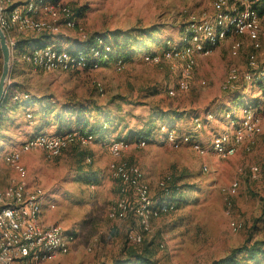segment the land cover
<instances>
[{
    "label": "rangeland",
    "instance_id": "1",
    "mask_svg": "<svg viewBox=\"0 0 264 264\" xmlns=\"http://www.w3.org/2000/svg\"><path fill=\"white\" fill-rule=\"evenodd\" d=\"M215 1L62 0L60 2L57 0L52 6L51 13L43 16L46 20L57 22L63 18L64 7L70 4L74 8L85 7L83 17L76 18L75 27L60 29V34L66 29L73 30L81 40L95 31L105 33L106 36H110L113 32H135L138 29L159 31L144 40L133 61L123 63L122 67L118 63L111 62L108 66L98 65L88 70L84 69L83 65H78L68 70L45 72L27 62L37 70L29 81L35 96L59 103L70 99L95 101L112 122L107 130L96 132V135L103 133L101 134L103 140L98 138L99 141L102 140L98 151L93 148L94 136L93 139L87 140L82 138L84 135L81 134L87 131H73L70 133L77 137L73 141H70V136L67 135L69 132L61 135L63 138L66 137L65 146L57 157L40 148L24 150L20 157L23 173L16 172L4 159H1L0 173L7 178V184L12 179L22 180L27 186V183L32 186H28L29 190L35 193L36 189L44 191L37 195L41 204L43 194L44 198L46 195L49 197L50 202L45 210L46 218L53 224H44L60 227L66 235L74 236L75 242L68 254H56L57 256L36 264H100L109 261L117 256L123 245H134L130 235L139 232L140 229L143 240L152 244L157 264H209L212 260L228 254L231 249L241 246L248 238L264 239L263 118H260L261 126L252 137V143L246 142V146L245 144L240 146L232 157L221 158L211 150L200 155L187 144L170 145L165 134L169 132L168 129L179 130L178 127L175 124L172 127L165 125V122H161L163 120L161 116L153 112L157 105L171 106L181 110V113L182 110L196 108L197 111H205L206 120L222 118L229 125L227 114L229 116L234 114L236 120L243 116L242 110L247 103L236 104L235 94L224 90L222 85L230 70H236L231 67H237L239 76L246 72L248 66H245V55H242L239 63L234 62L232 58L239 54L243 44L248 46L249 41L251 43L252 40V46L255 43L259 44L257 48L253 46L255 53L259 50V53L264 54V13L260 16V23L257 24L255 38L231 34L228 38H234L232 44L239 43L236 50L232 48L230 50L228 47L227 54L221 56L224 53L221 47L213 54L214 48L224 40L214 46L207 56L195 58V65L199 58L205 60L201 70H194V65L187 91L176 88L182 60L165 57L166 51L185 45L184 39L188 31L194 28H189L191 24L212 20L220 12ZM70 14L73 16L72 11ZM203 17L209 19L203 20ZM182 27L184 31L179 41ZM18 34L25 33L8 34V42L17 41ZM33 35L39 36V34ZM108 41L113 44L112 38L109 37ZM156 41L160 46L157 51ZM61 50L65 53L78 52L74 48ZM161 54H164V57L160 56ZM89 55L93 58L98 56L92 51ZM147 56L149 58L158 56L157 62L148 60ZM249 59L264 62L259 60L258 54L256 56L253 51L249 54L247 62L250 61ZM157 63L163 64L161 69L154 67ZM170 64L175 65L174 70L169 69ZM1 70L0 52V74ZM245 83L249 86L259 82H245L242 79L240 87H244ZM154 85L161 90V94L150 98L144 97L148 94L145 88ZM170 89L175 90L172 96L168 94ZM120 94L126 98L120 97ZM251 94L248 93L246 97L241 94V97L249 100L253 96ZM254 96L264 100V96ZM225 99L229 100L230 104L219 111L220 102ZM250 108L255 111L254 108ZM26 118L30 123L33 122L32 113H28ZM193 128L202 130L203 124L200 118H194ZM217 130L215 133H210L215 135ZM210 133L203 130L199 134L203 142L201 145L205 148L210 147L211 142L207 143L211 137ZM141 134H147V141L143 147L136 143L142 140L139 138ZM181 134L189 133L181 131ZM189 135L192 137L191 134ZM118 140H123L124 146L114 153L108 144L117 143ZM74 142L89 147L85 149L78 147L79 149L75 151L73 148H68L62 152ZM172 142L179 141L174 139ZM80 150L86 152L85 156L91 158L90 162L89 158L87 161L78 159ZM111 164H124L136 168L139 180L146 185L149 184L151 203L161 202L159 200L162 190L159 187L161 181L167 187V183L170 185L171 180L175 179L179 184L193 185L197 189H185L181 201L177 202V209L164 212L157 217L158 220H154L155 222L152 221L155 218L149 219L146 229L140 224L136 213L139 225L143 227L139 228L136 217L129 215L134 213L133 211L118 214L116 218L109 217L110 210L120 197L118 183L111 174ZM86 172H89L88 178L94 177L98 183H85L80 179L84 174H88ZM20 175H24L26 180ZM233 182L238 183L236 192L225 194L223 189L229 188ZM150 186L154 189L153 193L150 191ZM131 191L132 189L129 190L130 193ZM129 192L125 197L134 208L138 203L136 205V199L132 198ZM158 200L159 202L156 203L155 201ZM228 201L231 203L230 207H227ZM233 220L241 222L242 228L239 231L230 228L229 224Z\"/></svg>",
    "mask_w": 264,
    "mask_h": 264
},
{
    "label": "bare ground",
    "instance_id": "2",
    "mask_svg": "<svg viewBox=\"0 0 264 264\" xmlns=\"http://www.w3.org/2000/svg\"><path fill=\"white\" fill-rule=\"evenodd\" d=\"M232 1L216 0L215 4L220 12L212 20L205 21L201 24H195L196 28L194 27V24H191L189 28H194L188 31V35L184 39L185 45L178 46L177 48L170 49L169 51L165 52V57L167 59L182 60V69L179 75L180 78L177 81V89L182 91L188 90V80L190 79L191 71L195 65V58L199 56H207L212 51L214 46L218 45L223 40H226L231 34L235 36L248 35L252 38L257 36V24L259 23V17L251 9V6L248 5V0H246L248 3H245L244 0ZM52 6L53 3L49 0H19L17 2H10V0H0V27L6 34V37L8 34L13 32H31L40 35L45 31H51L45 33L58 34L61 32V27H74L73 20L61 23L60 21H49L43 18V16L51 13ZM17 10H19L18 14ZM64 12V16L66 15L69 17V10L66 9ZM251 16L253 19L258 20H250ZM25 20L30 22H24L23 24L22 21ZM9 42L8 43L12 51L13 59L16 41ZM253 46L257 48L259 44L255 43ZM203 47L204 49H208L207 53L205 54H203ZM238 47L239 43H233L231 48L236 50ZM38 51L39 53L37 55ZM94 55H98V53H94ZM21 58L24 61L31 63L35 68L41 69L45 72L68 70L70 67H77L80 65L77 63L78 60L74 59L70 52L65 53L63 51H59L52 43L33 45L27 50V53L22 55ZM81 58L82 57L80 56V59ZM146 58H148V60L157 62V59L154 56H150V58L147 56ZM115 63L120 65L121 63L123 64V62L120 60H117ZM260 64H264V62L250 60L248 62V67H259ZM98 65L99 64H94L93 68L97 67ZM169 69L174 70L175 65L170 64ZM241 75L243 76L242 79L245 82L264 81V69L258 71V73L244 72ZM235 78L236 70L232 69L226 76L222 88L231 93L236 91L238 89V83L234 81ZM184 80L186 89H184ZM168 94L170 96L174 95L175 90L170 89ZM242 114L243 116L239 120L238 125L235 123V121L238 122V120L235 119L234 121V119H232V115L229 116V114H227L231 129H233L225 130L221 134L214 136L210 147L206 148V152L211 150L221 158H223V156H225L224 158H228L234 156L240 146L243 144L246 146V142H251L254 134L260 129L261 116L250 107H244ZM252 122V127L249 130H246L244 135L240 136L243 128ZM168 130L169 132H166L165 134L168 141H173L174 139L178 140L181 142V144L189 145L198 154H206V152L201 150L200 147H202V145L200 142L195 140L189 134H181V131L179 132L177 129ZM81 134L84 135V137H82L84 139H93L92 136L88 135V132H83ZM67 135L70 136V141H73L77 138L70 132ZM61 138H63L61 135H37L29 138L23 144L25 145L24 150L40 148L47 151L50 155L57 156L64 148L65 140H59L56 146H52L50 141H56V139ZM123 143V140H118L117 143L113 144L110 143L109 145L111 151L116 153L119 149L123 148ZM136 143L138 146L143 147L146 144V141L142 139L138 140ZM14 152H16V150L7 152L4 156V160L10 159V156H13ZM5 162L8 163L16 172L23 173L24 168L20 161L12 162V160H5ZM110 168L112 176L117 178L120 182V197L117 204L109 212L110 218H115L118 214L129 213L135 208L130 206L125 197L130 189L133 191V184H129V178L132 176L134 191L137 193L138 201H146V203L138 202V205L136 206V213L139 217V222L145 229L148 226L149 219L151 220L152 218H157L164 212H169L176 209L174 204L171 202L161 201L157 204L150 202L151 199L149 196V187L139 180V174L136 168L127 167L124 164H111ZM204 170H206V168H204ZM10 182H12V184H19V191H15V198L33 200V204H27L28 219H32L33 224H37V231H44L45 227L47 236H53L51 245H43L36 248V255H34V251H27V261H33V264H36L39 262H45L56 254H68L75 242L74 236L66 235L60 227L45 225L41 221L42 204L40 203L39 196H37L34 191L29 190L28 186L23 183L22 180L12 179ZM159 187L162 190L167 191L166 184L163 181L159 183ZM237 188L238 183L233 182L229 188L223 189V192L225 194H231L236 192ZM34 196L36 197L33 199ZM0 201H13V194L8 193L5 188L0 189ZM230 206L231 203L228 201L227 207ZM3 214H6V204H0V225L3 224ZM142 226L141 228H143ZM229 226L233 231H239L242 228L241 222L236 220L231 221ZM131 239L132 241L139 243L142 240V234L136 233L131 237ZM0 264H23V257L18 255V253H15L13 248H11V244L9 242H3V239H0Z\"/></svg>",
    "mask_w": 264,
    "mask_h": 264
},
{
    "label": "trees",
    "instance_id": "3",
    "mask_svg": "<svg viewBox=\"0 0 264 264\" xmlns=\"http://www.w3.org/2000/svg\"><path fill=\"white\" fill-rule=\"evenodd\" d=\"M53 4L57 2V0H49ZM233 2V1H232ZM251 9L257 14V16L260 19V16L264 13V0H248ZM70 4V3H69ZM68 9L69 13L72 11L73 16L69 13V17L66 19L64 14V10ZM71 9V10H70ZM83 10H86L85 7L83 8H74L71 4L68 7H64L63 11V18L61 19V23H65L67 21H74V27L76 24V18H82L84 13ZM159 30H144V29H138L135 32H126V33H120V32H113L110 36H106L105 33H93L87 35L84 39L81 40L82 47L76 48L78 49V52H71V55L74 57V59L78 60L77 63L84 66V69L92 68L94 64L103 65L106 63H113L117 60L122 61L123 63L127 64L129 62H132L133 59L137 55V50L139 49L140 45L144 43V40H147L150 35L153 33H158ZM184 27L181 29V33L183 35ZM60 34V33H58ZM59 36V35H52L51 33H43L39 36H36L35 39L38 40H44L49 43L51 41V38ZM113 39V44L108 41V38ZM57 38V37H56ZM55 38V39H56ZM34 38H30L29 40H21L16 41V47L14 51V57L20 58L23 54L27 53V50L33 46L34 44H30V41ZM36 40V41H38ZM155 44H158V41H156ZM56 45V44H55ZM57 46V45H56ZM55 46V48H56ZM110 46L112 48H110ZM57 50L62 51L61 49ZM164 48H166V44H164ZM75 49V50H76ZM82 49V50H81ZM69 50V49H68ZM74 51V50H73ZM92 53H98V56L96 58H93V56L89 55L90 52ZM69 52V51H68ZM82 57L80 59V56ZM104 58L106 60H104ZM146 63V62H145ZM162 63H157L154 65L155 68L161 69ZM122 72V71H121ZM147 89V96H144L146 98L153 97L155 95L161 94V90L156 86L152 87H146ZM240 88H238L236 91L232 92L231 94H235V102H237L241 98ZM167 93V88H166ZM27 97L23 98L22 96L16 95L17 99L14 101H10V95L5 93V96L0 104V126L6 121L7 112L15 111V109L18 108L20 105L21 99L28 100L29 95L24 94ZM15 97V96H13ZM124 99L126 96H121ZM39 102H42V109L37 112V116H39V123H45L47 125L50 124H56L57 130L59 131H66L67 132H73V131H87L88 135L94 136L95 138L101 134L98 133L96 135V132H100V130L104 129L102 125L104 123L106 125L111 124L112 122L109 120L108 114L103 112V108L99 106L95 101L90 102H84L83 101H73L68 100L63 103L54 102L53 100H47V98H41L39 97L37 99ZM48 103L46 104V102ZM178 113L177 110H172ZM154 113L159 114L161 118L166 115V111L163 110V107L160 105L156 106V110L153 111ZM33 117V115H32ZM33 120V119H32ZM167 126L172 127L173 125L165 124ZM105 130V129H104ZM180 132V130H179ZM63 133V134H64ZM90 133V134H89ZM62 135V134H61ZM139 138L147 141V134H141ZM85 149L89 146H82L77 142H74L70 144L67 148H65L62 152L67 150L68 148L75 151L79 148ZM70 151V150H69ZM80 158L79 160H86L89 158V162L91 161V158L86 155V152L83 150H80V153L78 154ZM57 157V156H56ZM88 174H84L80 179H83L85 183H98V180L94 177L88 178L87 175H89V172H86ZM111 176V175H110ZM112 177V176H111ZM113 178V177H112ZM118 183V191H120V182L117 178H113ZM170 181V180H169ZM168 181V182H169ZM196 186L193 185H186V184H179L176 182L175 179H172L169 183H167V191L160 190V201H167L174 204L175 208L177 209V202L181 201V197L183 193H185V189L187 188H195ZM120 193V192H119ZM129 195L131 193L129 192ZM262 207L264 209V200L262 202ZM175 209V210H176ZM129 215L134 216V213H129ZM135 217V216H134ZM137 218V216H136ZM138 222V218L136 219ZM139 225V222H138ZM140 228V225H139ZM142 233L141 229L139 232L136 233ZM143 234V233H142ZM134 234L130 235V239ZM132 241V239H131ZM134 245H123L117 256L112 257L109 261L101 262L100 264H157V260L154 259L155 257V251L152 249V244L146 243L145 240H142L139 243L133 242ZM138 246V247H135ZM209 264H264V239L258 238L251 240L248 238L245 243H243L241 246L235 247L231 249V251L226 254L223 257H220L218 259L212 260Z\"/></svg>",
    "mask_w": 264,
    "mask_h": 264
},
{
    "label": "crops",
    "instance_id": "4",
    "mask_svg": "<svg viewBox=\"0 0 264 264\" xmlns=\"http://www.w3.org/2000/svg\"><path fill=\"white\" fill-rule=\"evenodd\" d=\"M17 1H19V0H17ZM179 30H180V27L178 28V31ZM98 32L95 31V32H92L90 34L98 33ZM23 33H25V34L16 35L18 41H21V40L27 41L30 38H34L33 40L30 41V44L40 45V44H43L44 42H46L44 40L35 39L36 36L33 35L34 33L33 34L31 32H23ZM99 33H101V32H99ZM179 35H180V39H179V41H180L181 37H182V33H179ZM242 37L249 38L248 36H242ZM242 37H239V38L243 39ZM233 39L234 38L230 37V38L226 39L224 42H222L221 44H219L218 46H216L215 47L216 49L214 48L213 54L215 52L217 53V51L221 47H223L224 53L221 54V56H225L227 54L226 51H227L228 47L231 50V45H232ZM36 40H38V41H36ZM51 41H53L61 49H70V48L76 49V48L82 47L81 38H79V36L73 30H68V29L64 30L63 34L61 33V34H59V36H55V37L51 38ZM156 46H157V48H156V51H157L160 46L157 44H156ZM76 50H78V49H76ZM252 51L254 52V54L256 56L258 54L259 60H264V54L259 53V50H258V53H255L256 51H254V48L252 46V40H251V43L249 41L248 46H244V44H243L242 50L239 52V54L237 56H232V58H234V62L239 63V62H241L240 60L242 59V55L244 54L245 55V58H244L245 66H248V62H247L248 57H249V54L252 53ZM203 58H205V57H203ZM251 58H253L252 55H251ZM204 60L205 59L199 58L196 62L194 70H196V71L201 70L203 68L202 64H203ZM109 64L110 63L103 64V65H101V67L102 66L103 67L108 66ZM201 66H202V68H201ZM35 71H37V70L35 68H33L30 64H28L26 61H24L22 58L18 59V58L14 57L12 59L10 79L8 82V88L6 90V93L8 92V94L11 96L9 99L10 101H14L15 99H17L16 95H19V96H22L23 98H26L27 96L24 94H28L29 99L28 100L21 99L20 105L18 106L17 109H15V111L7 112V116H6L7 119L0 126V161H1V159H4L6 152L20 149L22 147V145L31 137H34L36 135H41V134L58 136V135L63 134L64 132H66V131L61 132V131L57 130L56 124L47 125L45 123H39V116H37V112L42 109L43 103L39 102L37 100L39 97L34 95V93L31 90V86L29 85L30 79L35 75ZM239 90L241 91L240 93L243 95V97L244 96L246 97V95L248 96V93H250V94L252 93L251 95H253V96H251L250 97L251 99H249V100H245V98L241 97L237 101L236 104H238L239 102H246L247 104L244 107L254 108L255 111L263 118V121H262V125H263L264 124V108H263L264 100L254 96V95L264 96V82H259L258 84H251L249 86L245 83L244 87H242ZM13 96H15V97H13ZM229 104H230V101L226 100V99L224 101L220 102V106L218 107L219 111H221L222 109L227 107ZM195 109L196 108L189 109V110H182V113H181V110L175 109L171 106H165V107H163V110L166 111L167 113H166V115H164V117L162 118L163 120L161 122H165L166 124H171V125L175 124L180 131L191 134L195 140L200 142V144L203 142H201L199 134L202 133L203 130H204V132L206 131L209 133L210 132L215 133L216 130L218 129L217 133L215 134V135H217V134H220L221 132L231 128L229 123L227 121L223 120L222 118L209 121V120H206V118H205V111L202 112V111H197ZM172 110H177L178 113H176L175 111H172ZM28 113H32V115H33V122L32 123H30L29 120L26 118V115ZM194 118H200L201 119L202 124H203L202 130H200V131L194 130V128H193ZM232 119H234V121H235V115L234 114L232 115ZM239 120H238V122L235 121L236 125H238ZM222 124H223V126H222ZM109 125L111 126V124L106 125L104 123L103 128L105 130H107L109 128ZM263 130H264V125H263ZM101 134L103 135V133H101ZM101 134H99L98 137H96L95 141H94V147L93 148H96L97 151H98V149L101 148L100 145L102 144V140H103V136ZM212 135L215 136L212 133L211 137L209 136L210 139L208 140L207 143L211 142V139L213 137ZM98 138H102V140L99 141ZM111 141H109V142H111ZM90 148H91V146H90ZM93 148H91V149H93ZM23 159H24V157H23ZM20 177H22L24 180H26L24 175H20ZM7 182L8 181H7V178L5 177V175L0 173V189L5 188V186H7ZM27 184H28V186L32 187L29 183H27ZM150 189H151L150 191L153 193L154 189L152 187ZM49 202H50L49 197H47V195H46V197L44 198V194H43L41 221L43 223H48L50 225L53 223H51L47 220V218H46L47 213L45 211L49 205ZM155 202L157 203V202H159V200L155 201ZM158 219L159 218H155V219H152V221L155 222L154 220H158ZM71 250H72V248H71ZM54 256H57V255H53L52 257H54Z\"/></svg>",
    "mask_w": 264,
    "mask_h": 264
},
{
    "label": "built area",
    "instance_id": "5",
    "mask_svg": "<svg viewBox=\"0 0 264 264\" xmlns=\"http://www.w3.org/2000/svg\"><path fill=\"white\" fill-rule=\"evenodd\" d=\"M16 1L17 0H10V2H16ZM61 1L62 0H60V2ZM244 2L248 3L246 0H244ZM18 12L19 10H17V14ZM65 18L67 19V16H65ZM207 19L209 18L203 17V20H207ZM250 20H258V19H253L251 16ZM24 22H30V21L28 20L22 21L23 24ZM32 23H36V22H32ZM194 27L196 28L195 23H194ZM45 32H51V31H45ZM207 50L208 49H204L203 47V54L207 53ZM38 53L39 51L37 52V55ZM160 56H164V54H161ZM120 67H122V63ZM231 68H236V78L234 79V81L238 83V87H240L243 76H238L237 67L233 66ZM262 69H264V64H260L259 67H247L246 72L258 73V71ZM184 89H186L185 80H184ZM252 124L253 122L249 125H246L243 128V131L241 132L240 136L244 135L245 131L249 130L252 127ZM65 138L56 139V141H50V142L52 146H56L59 140H65ZM169 144L177 145V144H181V142H172L170 140ZM24 146L25 145H23L22 148L17 149L16 152H14L13 156H10V159H5V160H12V162L20 161V154L24 153ZM200 148L201 150H203V152H206V148H204L203 146ZM224 157L225 156H223V158ZM254 170H255V166H254ZM23 183H25V181H23ZM129 184H133V191H131V197L136 199V205L138 202L146 203V201L137 200V193L134 192L133 176L129 178ZM34 189H36V187H34ZM5 190H7L8 193L13 194V201H0V204H6V214H3V224L0 225V239H3V242H9L11 244V248H13L15 253H18V255L23 257V264H33V261H27V251H34V255H36V248L41 247L43 245H51L53 236H47L45 227H44V231H37V224H33V220L28 219L27 204H33V200H24L22 198H15V191H19V184H12V182H9L7 186H5ZM43 192L44 191H39V189H36V195H40ZM35 197L36 196H34L33 199ZM133 211H134V216L136 217V206L133 209ZM132 234H135V232H133Z\"/></svg>",
    "mask_w": 264,
    "mask_h": 264
},
{
    "label": "water",
    "instance_id": "6",
    "mask_svg": "<svg viewBox=\"0 0 264 264\" xmlns=\"http://www.w3.org/2000/svg\"><path fill=\"white\" fill-rule=\"evenodd\" d=\"M0 52L2 56V70L0 74V104L5 96L10 79L12 66V51L9 46L6 34L0 27Z\"/></svg>",
    "mask_w": 264,
    "mask_h": 264
}]
</instances>
